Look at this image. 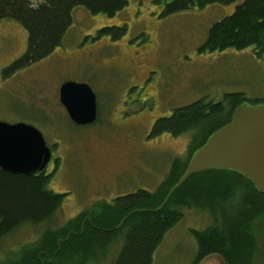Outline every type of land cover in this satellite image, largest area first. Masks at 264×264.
I'll return each instance as SVG.
<instances>
[{"label": "rangeland", "instance_id": "374dc122", "mask_svg": "<svg viewBox=\"0 0 264 264\" xmlns=\"http://www.w3.org/2000/svg\"><path fill=\"white\" fill-rule=\"evenodd\" d=\"M162 9L163 2L156 0H128V6L110 18L77 7L62 44L6 80L2 70L26 51L27 33L14 20L0 21V121L38 129L52 149L48 172L59 158L48 189L65 194L53 221L22 226L0 242V264H8L10 254L20 246L38 242L45 229L63 226L97 201L111 203L138 190L155 191L171 161L187 157L192 140L189 132L149 138L157 118L199 100L221 101L226 94L264 100V54L257 57L251 47L198 52L211 25L232 13L234 4L194 7L168 16L162 15ZM122 25L126 33L118 40L96 37L102 27ZM143 68L148 69L146 74ZM66 81L90 87L96 99V123L77 126L67 119L58 98V88ZM129 145L135 150L136 167L101 187L102 182L88 171L93 160L99 167V160L114 159ZM240 194L233 189L231 199L220 208L236 210ZM182 214L154 252L152 264L192 263L197 246L190 231L222 224L217 217L220 211L215 220L209 208H185ZM256 235L254 264H264L261 222ZM116 241L103 253L92 245L83 263L71 255L60 264H112L121 245L120 238ZM199 264L224 263L212 255Z\"/></svg>", "mask_w": 264, "mask_h": 264}, {"label": "trees", "instance_id": "16d2710c", "mask_svg": "<svg viewBox=\"0 0 264 264\" xmlns=\"http://www.w3.org/2000/svg\"><path fill=\"white\" fill-rule=\"evenodd\" d=\"M168 1L164 14H174L191 7L229 4L238 0H158ZM128 6V0H0V21L18 22L27 33L26 51L4 70L10 77L50 55L62 43L72 25V12L82 7L90 15L113 17ZM126 26L103 27L97 37L113 35L118 40ZM254 46L256 56L264 54V0H242L235 12L215 22L208 30L199 53L226 48L237 50ZM264 81V76H263ZM248 101L241 93L224 95L219 103L202 100L173 110L170 116L154 122L151 136L169 134L178 137L191 133L186 158L171 161L165 179L153 192L138 190L116 197L111 203L99 202L79 213L56 229H45L36 243L20 246L10 254L8 264H60L77 255L84 262L92 245L103 253L120 238L121 245L112 264H152L153 254L166 233L182 218L185 208H209L221 225L191 230L197 251L193 262L199 264L215 255L224 264H254L256 228L264 224V194L242 176L228 171H206L190 176L176 188L159 208L180 178L195 149L216 129L227 123L236 106ZM200 139L197 140V136ZM59 165L55 159L50 173L14 175L0 169V242L22 226L50 223L59 211L65 194L48 189V183ZM238 189L237 209L220 208ZM218 210V211H217ZM216 211V212H215ZM116 241V242H115Z\"/></svg>", "mask_w": 264, "mask_h": 264}, {"label": "water", "instance_id": "95a60500", "mask_svg": "<svg viewBox=\"0 0 264 264\" xmlns=\"http://www.w3.org/2000/svg\"><path fill=\"white\" fill-rule=\"evenodd\" d=\"M59 102L77 126L95 122V95L86 83L66 81L59 87ZM52 157L42 134L25 123L0 121V169L14 175H31L46 168ZM206 171H228L247 179L264 194V103L242 102L230 120L214 130L193 151L184 172L169 190L161 208L190 176Z\"/></svg>", "mask_w": 264, "mask_h": 264}, {"label": "flooded vegetation", "instance_id": "af4514ba", "mask_svg": "<svg viewBox=\"0 0 264 264\" xmlns=\"http://www.w3.org/2000/svg\"><path fill=\"white\" fill-rule=\"evenodd\" d=\"M156 2L157 3H162L163 2V9H162V15L163 16H168V14L166 15V14H164V9H165V5H166V3L168 2V1H158V0H156ZM230 4H234V10H233V12L232 13H230L229 15H227V16H230V15H232L234 12H235V9H236V7L237 6H241V4H242V0H238L237 2H234V3H229V4H225V5H230ZM219 5H224V4H219ZM192 8H194V7H191L190 9H192ZM195 8H199V7H195ZM202 8H204V7H202ZM202 8H199V9H202ZM190 9H188V10H190ZM184 11H187V10H184ZM180 12H183V11H180ZM88 13V12H87ZM177 13H179V12H177ZM118 14V13H117ZM174 14H176V13H174ZM169 15H171V14H169ZM227 16H225V17H227ZM114 17V16H113ZM224 17V18H225ZM224 18H222V19H224ZM221 19V20H222ZM220 21V20H219ZM218 22V21H217ZM123 26V25H122ZM122 26H119L118 28H122ZM112 27H117V26H112ZM103 28V27H102ZM101 29V28H100ZM99 30V29H98ZM97 30V31H98ZM97 31H96V37H97ZM105 36H109L110 38H112L113 37V35H105ZM112 40H114V39H112ZM62 44V43H61ZM60 44V45H61ZM59 45V46H60ZM58 47V46H57ZM56 47V48H57ZM249 47H251L252 49H253V52H254V54L256 55V54H258V53H256V49H255V47L254 46H249ZM249 47H245L244 49H246V48H249ZM55 48V49H56ZM226 49H230V48H226ZM226 49H223V50H219V51H224V50H226ZM231 49H235V48H233V47H231ZM54 51V50H53ZM216 52V51H215ZM210 53H212V52H210ZM48 57V56H47ZM142 57V56H141ZM46 58V57H45ZM12 63V62H11ZM10 63V64H11ZM9 64V65H10ZM8 65V66H9ZM5 68H7V66L5 67ZM5 68H3V70H2V78L4 79V80H6V79H8V78H10V77H5L3 74H4V70H5ZM143 70H145L144 72H142V74H146V72L148 71V69L147 68H143ZM140 71H142V69H140ZM58 91H59V88H58ZM58 98H59V93H58ZM222 101V100H221ZM213 102V101H212ZM220 101H218V103H219ZM214 103H217V102H214ZM65 110V109H64ZM66 112V111H65ZM173 112V111H172ZM171 112V113H172ZM67 114V113H66ZM171 115V114H170ZM169 115V116H170ZM68 116V115H67ZM166 117H168V116H166ZM161 118H163V117H160V118H157L156 120H158V119H161ZM67 119L70 121V119L67 117ZM97 120H98V118L96 117V120H95V122L94 123H96L97 122ZM155 120V121H156ZM154 121V122H155ZM154 122H153V124H152V126H151V131H150V134H149V138H152V139H159L160 138V136L161 135H163V134H161V135H157V136H154V137H152L151 136V132H152V127H153V125H154ZM93 124V123H92ZM166 134V133H165ZM168 136H170V137H172L171 135H169V134H167ZM51 149V148H50ZM51 153H52V149H51ZM92 154V153H91ZM118 154V156L116 157V158H114V159H109V160H99V167H97V166H95V160H93V163H92V167H91V165H90V167H89V169H88V171H91L92 172V174H93V177L94 178H98V180H100L102 183L100 184V186L101 187H104V186H106L107 184H109L110 182H113L114 180H112L113 178H115V176L116 175H118V174H120V173H122V172H125L126 170H128V171H132L135 167H136V165H135V162L133 161L134 159H136V154H135V150L132 148V146L131 145H129L127 148H125V149H123V151H120L119 153H117ZM93 156H94V154H93ZM52 158V157H51ZM91 161V160H90ZM97 162V161H96ZM54 163H55V160H54ZM48 165V164H47ZM52 171V170H51ZM40 172H45V173H50V172H48L47 171V166H46V168L45 169H43L42 171H40ZM40 172H37V173H40ZM36 174V173H35ZM99 202H106V201H97L95 204H97V203H99ZM106 203H108V202H106ZM94 205V204H93ZM92 205V206H93ZM91 206V207H92ZM90 208V207H89Z\"/></svg>", "mask_w": 264, "mask_h": 264}]
</instances>
